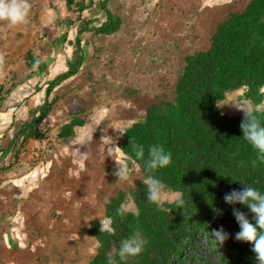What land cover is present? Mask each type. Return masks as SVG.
Segmentation results:
<instances>
[{
  "label": "rangeland",
  "instance_id": "1",
  "mask_svg": "<svg viewBox=\"0 0 264 264\" xmlns=\"http://www.w3.org/2000/svg\"><path fill=\"white\" fill-rule=\"evenodd\" d=\"M250 1L92 0L93 6L83 13L84 18L98 19L95 25L102 24L105 17L99 5L105 2L112 15L121 20L120 28L112 35L84 33L85 62L77 75L56 90L59 97L69 98L87 111L89 124L78 130L70 143H60L57 137L53 140L55 129L68 121L70 113V107L58 101L42 123L44 139L31 143L14 168L0 173V264H89L95 255H90V250L96 253L97 249L89 234L91 222L98 221L109 230L105 206L110 198L143 183L139 167L117 150L119 134L114 129H126L141 121L142 106L172 100L185 57L206 50L217 24ZM29 2L25 23H0V84L13 76L20 80L28 76L23 63L28 50L35 51L47 64L49 77L34 78L11 94L5 105L8 112L14 111L15 121L24 120L30 107L43 102V91L36 93L31 83L40 81L44 90L47 80L67 70L74 51L67 46L52 48L53 40L61 34L68 33L67 39L74 36L75 30L61 29L54 23L57 14L75 18L64 0ZM245 92L242 88L226 94L219 102L222 114L230 118L244 115L236 108L240 105L262 112L264 97L261 104L254 105L245 98ZM261 92L264 95V88ZM27 97L30 100L24 102ZM8 128L9 123L0 121V145L8 142L2 136ZM89 136L87 143L78 142ZM81 151L89 154L83 164L78 156ZM122 162L129 165V179L116 183L114 172ZM244 188L232 186L229 193ZM167 191L170 196L178 194ZM224 197L220 207L208 208L202 218L205 230L195 231L191 245L174 264H221V257H232L239 249L248 248V242L235 239L237 231L228 220L241 204L229 205ZM127 205L135 211L131 201ZM247 217L255 225L251 211ZM221 227L229 238L219 250H211V232ZM248 257L258 264L252 250Z\"/></svg>",
  "mask_w": 264,
  "mask_h": 264
},
{
  "label": "trees",
  "instance_id": "2",
  "mask_svg": "<svg viewBox=\"0 0 264 264\" xmlns=\"http://www.w3.org/2000/svg\"><path fill=\"white\" fill-rule=\"evenodd\" d=\"M64 2L67 11L74 13L75 18H61L57 14L54 23L61 29L75 30L74 36L67 39L68 33L61 34L53 40L52 48L74 47L73 58L69 60L66 71L47 80L44 90L40 81L32 82L36 93L43 91V102L30 107L25 120L15 121L13 118L9 128L1 134L8 142L0 145V173L14 168L31 142L44 139L42 123L58 101L70 107L68 121L58 129L60 143L72 142L77 131L89 124L87 111L81 110L71 99L59 97L56 90L77 75L85 62L82 35L86 32L112 35L119 30L121 20L112 15L105 2H100L99 10L105 21L97 26L98 19L86 20L83 16L93 6L92 0ZM23 63L29 70L28 76L22 80L13 76L0 84L1 118L9 110L5 103L19 85H29L37 76L49 77V71L45 69L47 64L35 51L28 50ZM242 88L246 89L247 100L254 105L262 103L264 0H251L219 22L210 36L208 48L185 57L172 100L142 106L139 109L142 120L127 127L126 134L117 138V150L139 167L143 179L146 176L143 161H134L131 139L145 146L158 142L172 153L170 166L157 170L153 175L164 182L167 190L183 195L186 216L173 204L165 203L158 207L149 203L143 183L130 191L120 190L105 206L109 230L101 231L98 221L90 224L89 234L98 247L89 264H107L106 257L114 254L121 240L137 229L147 244L139 256L129 258L125 264H174L182 251L191 245L195 231L205 230L202 218L207 215L208 208L220 207L222 197L232 186L247 187L251 184L264 192V164L252 166L255 153L242 138L240 125L244 115L230 118L217 106L226 94ZM29 100V97L25 98V102ZM256 114L264 122V110L256 111ZM4 117L0 121L4 122ZM9 131H12L11 136ZM129 201L135 211L125 216L118 215L121 203ZM239 211L247 217L250 209L241 204ZM228 220L239 232L234 215H229ZM251 249L249 243L247 249H239L234 256L221 257V264H253L248 257Z\"/></svg>",
  "mask_w": 264,
  "mask_h": 264
},
{
  "label": "clouds",
  "instance_id": "3",
  "mask_svg": "<svg viewBox=\"0 0 264 264\" xmlns=\"http://www.w3.org/2000/svg\"><path fill=\"white\" fill-rule=\"evenodd\" d=\"M29 13V0H0V23H5L8 26L23 24L27 21ZM218 107H220L219 102ZM236 108L244 112V119L240 127L243 132V140L247 142L255 153V158L251 162L252 166L256 167L257 164H264V122L258 118L256 111L250 110L247 105H240ZM114 130L120 136L126 134L125 128ZM90 139L91 136L87 140L79 139L78 142L84 144ZM112 144L113 140L109 137V145ZM130 145L134 153V161H143V169L146 176L142 182L146 186L147 201L158 207L163 206L165 203L173 204L175 209L182 210L183 215L186 216L187 206L183 195L176 194L175 196H170L164 182L153 175L157 170L170 166L172 163V153L165 150L158 142L145 146L141 143H135L131 139ZM88 155L86 151L79 152V162L83 164L87 161ZM114 175L118 178L116 183L128 181L130 175L129 165L123 162L117 163ZM224 199L229 205H245L254 214L255 226L249 222L243 212L235 208L233 209V215L240 228V231L235 235V239L251 243V250L255 253L258 264H264V192L258 187L247 184V187L243 190H233L229 194H226ZM129 212L130 209L126 203H121L117 209V214L120 216H125ZM104 228L105 225L101 223V231ZM228 238V234L222 227L219 230H213L208 242L209 248L214 251L219 250ZM146 244L147 240L141 231L135 230L132 234L121 240L120 246L114 254L106 257L107 264H118V261L120 264H125L129 258L139 256L144 251ZM94 254L95 251L90 250V255Z\"/></svg>",
  "mask_w": 264,
  "mask_h": 264
},
{
  "label": "crops",
  "instance_id": "4",
  "mask_svg": "<svg viewBox=\"0 0 264 264\" xmlns=\"http://www.w3.org/2000/svg\"><path fill=\"white\" fill-rule=\"evenodd\" d=\"M47 71H48V70H47ZM38 77H39V76H37L35 79H37ZM37 81H38V80H35V83H33V84H36ZM31 84H32V83H31ZM24 102H25V100H24ZM26 102H27V101H26ZM10 110H12V109H10ZM27 111H28V110H27ZM27 113H28V112H27ZM27 113H26V115H27ZM13 115H14V111H13V112H12V111H11V112H7V114L5 115V117L3 116V117H4V122H5V123H9V125H10V123H11L12 120H13ZM3 117H2V118H3ZM2 118H0V119H2ZM25 119H26V118H25ZM25 119H24V120H25ZM36 142L38 143L39 141H36ZM36 142H35V143H36ZM31 143H33V142H31ZM31 143H30V144H31ZM30 144H29V146H30ZM29 146H28V147H29Z\"/></svg>",
  "mask_w": 264,
  "mask_h": 264
},
{
  "label": "built area",
  "instance_id": "5",
  "mask_svg": "<svg viewBox=\"0 0 264 264\" xmlns=\"http://www.w3.org/2000/svg\"><path fill=\"white\" fill-rule=\"evenodd\" d=\"M57 135H58V129H55V132L53 133V136H52L53 140H54L55 137H57ZM46 139L50 140V138H47V137H46ZM35 155H37V154H35Z\"/></svg>",
  "mask_w": 264,
  "mask_h": 264
}]
</instances>
